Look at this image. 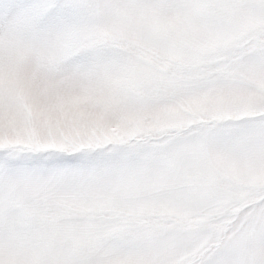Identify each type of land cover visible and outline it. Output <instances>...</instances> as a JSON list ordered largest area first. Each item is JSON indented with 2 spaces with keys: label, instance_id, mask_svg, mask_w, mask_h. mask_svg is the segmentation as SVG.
Masks as SVG:
<instances>
[{
  "label": "snow or ice",
  "instance_id": "obj_1",
  "mask_svg": "<svg viewBox=\"0 0 264 264\" xmlns=\"http://www.w3.org/2000/svg\"><path fill=\"white\" fill-rule=\"evenodd\" d=\"M0 264H264V0H0Z\"/></svg>",
  "mask_w": 264,
  "mask_h": 264
}]
</instances>
